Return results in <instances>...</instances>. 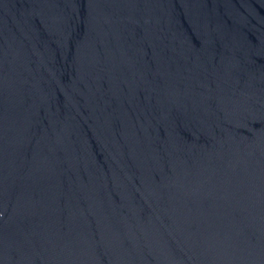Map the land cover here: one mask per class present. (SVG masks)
<instances>
[{"label":"water","instance_id":"95a60500","mask_svg":"<svg viewBox=\"0 0 264 264\" xmlns=\"http://www.w3.org/2000/svg\"><path fill=\"white\" fill-rule=\"evenodd\" d=\"M0 264H264V0H0Z\"/></svg>","mask_w":264,"mask_h":264}]
</instances>
